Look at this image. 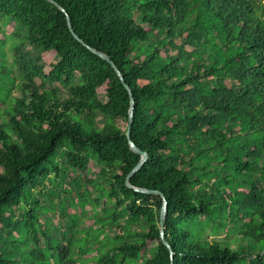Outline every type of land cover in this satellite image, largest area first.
I'll return each mask as SVG.
<instances>
[{
    "label": "trees",
    "instance_id": "16d2710c",
    "mask_svg": "<svg viewBox=\"0 0 264 264\" xmlns=\"http://www.w3.org/2000/svg\"><path fill=\"white\" fill-rule=\"evenodd\" d=\"M0 21L38 52L10 67L0 42V264H264V0H0ZM84 44L131 90L130 182L165 197L170 249L161 197L126 186L129 93Z\"/></svg>",
    "mask_w": 264,
    "mask_h": 264
},
{
    "label": "rangeland",
    "instance_id": "374dc122",
    "mask_svg": "<svg viewBox=\"0 0 264 264\" xmlns=\"http://www.w3.org/2000/svg\"><path fill=\"white\" fill-rule=\"evenodd\" d=\"M0 28H1V30L3 29V31H4L3 33L0 32V42H4L5 43L4 50H5V52L8 55L7 64H8V66L11 67L12 64H13V56H14V51L11 48V44L12 45L15 44L17 47L23 46L24 43L26 42L25 37H26L27 31L24 28H22L21 26L17 25L15 22H12V23L8 22V26H6L4 24V22L0 21ZM24 52L29 53L31 55V57H35L38 54V52H35L28 44L24 45ZM51 63H54V62L51 61V60H48L45 64L48 67ZM13 75L16 78H19V73H18V71L16 69H13ZM37 83L40 84L39 81ZM60 86H62V85H59V84H55V85L47 84L46 85L47 88H55V87H60ZM21 95H22L21 92H18L17 96L19 97ZM52 179H54L53 175H51V180ZM48 183L49 182H47L45 184L44 183L42 184V188L41 189H43V190H42V193L40 194L41 195L40 196L41 197V204H43L45 206H48V204H49L47 195H48V193H49V191L51 190V187H52L51 185H48ZM99 183H103V182L99 181ZM44 186L46 188H44ZM88 187L90 188V191H92V193L94 194L93 195L94 197H97L99 195L98 191H94L93 188L90 187V186H88ZM75 195H76V193L73 192L70 196L74 197ZM61 196L54 197V205L56 207L59 206L60 203H61ZM66 208L69 210V212H71L70 201L69 200L66 201ZM57 209H59V208H57ZM77 210L78 209H74V212L80 218V221L77 223V225L80 226L81 228H88L91 225V223L89 222L90 220L88 222L84 223V221H83L84 216L79 215ZM85 211L87 212L86 217H88V215L91 214L92 207L90 205H88L85 208ZM56 213H54L52 215H47V218L49 216V218L51 220L58 221L59 222V226L65 227L66 223H67L66 218H64L63 214L57 215ZM109 213H111V212H109ZM99 216H100V218H102L100 221H104L103 214L99 215ZM107 217L108 218H105L106 220H108V221H106L107 223H106V226H105V232L108 234V236L110 238H114L116 236V233L110 228V226H111L110 220H109L110 216H107ZM118 220L123 222L122 224L124 225V215H122V214L119 215ZM139 225H142V222H140ZM136 228H137V225H135L133 229H136ZM93 229H95V230L98 229V225L96 223L93 225ZM60 231H63V229H61ZM61 238H59V239H61ZM231 238H232L231 236H226L222 232H220L219 236L213 237L212 239H217V240H221V241H227V240H230ZM100 239H101V243H103V244H107L108 243V240L107 239H103L102 236L100 237ZM94 246H95V248H97L98 244H95ZM83 264H97V263H96V261H92V262H86V263H83Z\"/></svg>",
    "mask_w": 264,
    "mask_h": 264
},
{
    "label": "water",
    "instance_id": "95a60500",
    "mask_svg": "<svg viewBox=\"0 0 264 264\" xmlns=\"http://www.w3.org/2000/svg\"><path fill=\"white\" fill-rule=\"evenodd\" d=\"M50 1V0H48ZM61 11L63 13L66 14V12L61 9ZM67 16V24H68V28L70 30V32L72 34H74L73 32V28H72V25H71V22H70V19L68 17V15L66 14ZM74 37L75 39L82 43V40L74 34ZM84 47L87 48L88 50H90L93 54L97 55L98 57H100L102 60L108 62L112 68L114 69L117 77L119 78V80L121 81V83L124 85L125 89L128 91L129 93V96H130V110H129V115H128V126H127V131H126V137H127V140H128V143H129V147H130V150L137 154L138 156H140V161L139 163L134 167V169L130 172V174L127 176V179H126V186L129 188V189H133L135 192L137 193H140V194H146V195H157V196H160L162 201H163V206H162V209H161V213H160V237H161V240L163 242V244L170 249L168 243L166 242L165 240V237H164V226H165V223H166V217H167V212H168V208H167V203H166V199L165 197L159 193V192H156V191H149V190H145V189H139V188H134L132 185H131V178L142 168V166L147 162L148 160V156L146 153L142 152L141 150L137 149L136 146L134 145V143L132 142L131 140V130H132V126H133V123H134V102H133V98H132V93H131V90L130 88L126 85L125 83V79L122 75V73L120 72V70L116 67V65L110 60V58L90 47H88L86 44H84ZM171 259H172V253H171Z\"/></svg>",
    "mask_w": 264,
    "mask_h": 264
}]
</instances>
